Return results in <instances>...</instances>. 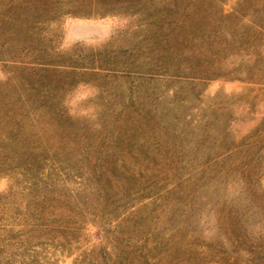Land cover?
<instances>
[{"label":"rangeland","instance_id":"374dc122","mask_svg":"<svg viewBox=\"0 0 264 264\" xmlns=\"http://www.w3.org/2000/svg\"><path fill=\"white\" fill-rule=\"evenodd\" d=\"M0 264H264V0H0Z\"/></svg>","mask_w":264,"mask_h":264}]
</instances>
